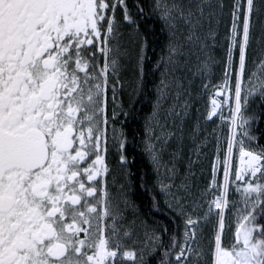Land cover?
Segmentation results:
<instances>
[{
    "label": "snow or ice",
    "instance_id": "snow-or-ice-1",
    "mask_svg": "<svg viewBox=\"0 0 264 264\" xmlns=\"http://www.w3.org/2000/svg\"><path fill=\"white\" fill-rule=\"evenodd\" d=\"M152 15L150 57L155 34L127 0H0V264H147L161 249L160 264H264V129L253 133L264 121V0H153ZM128 88L151 97L141 144L156 206L164 200L176 227L145 225L142 239L127 215L130 177L108 161L115 149L127 167L116 124ZM217 118L226 136L223 123L209 131ZM213 148L201 186L196 166Z\"/></svg>",
    "mask_w": 264,
    "mask_h": 264
},
{
    "label": "trees",
    "instance_id": "trees-1",
    "mask_svg": "<svg viewBox=\"0 0 264 264\" xmlns=\"http://www.w3.org/2000/svg\"><path fill=\"white\" fill-rule=\"evenodd\" d=\"M130 11L135 16L137 11V6H142L144 9V17L139 21L141 24V31H148L154 33L155 35L149 36L150 40H155L156 45L150 46L148 54L150 57L159 54V35L160 26L156 22L155 17L152 15V3L153 0H127ZM133 30L128 29L126 33H131ZM223 44V27H221V35L217 42V46L212 50V55L217 61L213 65V73L211 80L213 84L220 83L223 75V65L219 63L221 57L224 56V51L221 47ZM251 67V65H250ZM152 85L149 84L148 90L151 91ZM213 88L210 86L209 94H211ZM151 97L148 94L137 97L132 93L131 89L128 88L123 92L122 95L117 96V102L122 103L124 111L128 113V116H121L120 120L117 122L119 125V132L123 133V136L127 140V167L126 175L120 176L121 180H125L130 185L126 190V195L129 200L131 207L129 208L128 217L129 221L135 220L138 226L143 227L147 225L149 229H154L157 226L160 228L168 227L173 232L176 231L175 223L173 222V217L170 211L165 206L163 199L159 201V207L156 206V195L154 194V189L158 194V188L156 184V177L152 168L148 163V159L145 156L142 148L141 141L144 137V126L145 121L151 112ZM208 103V95H205L204 100L201 103ZM258 111V108L256 109ZM251 114V113H249ZM218 122L211 125L209 131L217 128ZM259 129H264V121H257L253 124L254 135L259 136ZM214 153V148L210 151ZM167 159V157H165ZM109 162L114 165L113 168H117L118 157L114 153L109 158ZM184 167V164L181 165ZM207 183V181L205 182ZM232 219L231 213H229V220ZM168 237L165 236V242H167ZM163 258V249L155 254H150L145 257L147 264H160V260Z\"/></svg>",
    "mask_w": 264,
    "mask_h": 264
},
{
    "label": "rangeland",
    "instance_id": "rangeland-1",
    "mask_svg": "<svg viewBox=\"0 0 264 264\" xmlns=\"http://www.w3.org/2000/svg\"><path fill=\"white\" fill-rule=\"evenodd\" d=\"M223 116L225 118H227V116H228V108H227V106H225L224 109H223ZM216 120L218 122V125H221L222 123L225 124V127L223 128L222 132H218V134L222 135V136H226L227 135L226 120L225 121H221L218 118ZM211 158H213V153H209V156H207V157H201V160L203 162V166H201V165H197L196 166V183L201 185V186L204 185L206 181L208 182L207 178L210 176V173H211V166H210V162H209ZM236 162L239 163L238 152H237V160H236ZM219 176L222 179V172L219 173ZM118 198H119V196H118ZM143 228H144V226L140 227L138 229V234H139V238L140 239L143 238L142 237ZM137 238H138V236L134 235L132 239H133V241H135V240H137ZM139 247H140V245H139V243H137L136 244L137 251L139 250Z\"/></svg>",
    "mask_w": 264,
    "mask_h": 264
},
{
    "label": "flooded vegetation",
    "instance_id": "flooded-vegetation-1",
    "mask_svg": "<svg viewBox=\"0 0 264 264\" xmlns=\"http://www.w3.org/2000/svg\"><path fill=\"white\" fill-rule=\"evenodd\" d=\"M124 91H126V89L124 90ZM111 107H112V98H111V95L109 96V112H111ZM119 125H118V123L116 124V129L118 130V132H119ZM111 132H112V128H111V125L109 126V136H110V140H109V143H110V145H111ZM114 153H115V149H113L111 152H110V154H109V156H108V161H109V158L112 156V154L114 155ZM109 166H110V169H111V171H112V174H113V176H115V177H117V178H119L120 179V176L122 177V176H124V174L126 175V168L124 169V170H121V169H119V168H113V164H112V162H109ZM110 179V183H111V177L109 178ZM113 195L114 196H118V186H117V188L116 189H114L113 190ZM129 213H127V215H128ZM130 244H131V241L129 242Z\"/></svg>",
    "mask_w": 264,
    "mask_h": 264
}]
</instances>
